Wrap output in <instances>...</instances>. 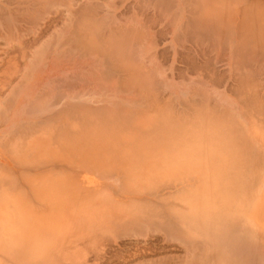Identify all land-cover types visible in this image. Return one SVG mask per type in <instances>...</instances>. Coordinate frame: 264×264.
Wrapping results in <instances>:
<instances>
[{"label": "bare ground", "instance_id": "bare-ground-1", "mask_svg": "<svg viewBox=\"0 0 264 264\" xmlns=\"http://www.w3.org/2000/svg\"><path fill=\"white\" fill-rule=\"evenodd\" d=\"M19 1L8 0L7 3L0 4L8 7L7 4L12 5L15 2L19 4L15 5L19 10V6H22ZM54 1L33 0L31 5L35 7L48 4L47 7L50 8L45 11L51 8L53 10L54 5L55 9L62 7L61 5L58 7V3H52ZM60 1L72 7L69 0ZM90 1L92 3L93 0ZM145 1H142L143 4ZM162 1L159 8L162 7L163 11L166 7L169 16L172 17H169L170 23L169 21L168 23L171 24V20H175L172 23L173 28L167 24L168 28H172L171 32L169 31L172 35L169 34L171 48L173 47L175 52L173 55H181V51L179 52L177 48L178 45L184 48L183 42L193 44L203 42L204 48L207 45V50L217 52L227 60L220 58L215 64L211 61L212 66L208 63L206 76H202L203 72L194 62L192 63L195 66L191 68V63L188 64L187 61V68L177 70L178 75L173 73L175 69L170 65L171 72L179 78L176 81L174 75L166 77L167 70L160 68V63L155 62L157 51L152 44H155V39L149 36L150 29L146 27L148 25L146 19L143 22L141 19V21L137 20V17L133 19L135 15L128 17L129 14L125 18L124 14V19L119 21L116 16L110 14L111 12H107L108 17L101 12L108 19L111 20L109 17L114 16L116 20L110 21L113 26L110 24L108 26L114 29H109L107 38L103 39L100 35L95 41L90 37L98 32L96 21L92 20L85 25L86 19L91 21L90 16L88 17L90 9L88 8V13L85 7L79 9L76 6L80 11L74 12L75 15L71 13L73 14L71 21H76L79 17L80 22L85 21V23L81 22L85 27L84 35L91 34L89 40L91 42L94 40L98 44L95 50L91 47L90 51L83 49L86 53L94 51L92 57L95 61L101 63L103 60L106 61L107 64L97 68L99 70L97 73L101 75L102 70L108 69V76L105 72L101 80V76L94 73L95 69L88 68L89 71L92 70L88 71L91 75L83 68L84 75L86 73L92 78L90 76L87 78L82 74L83 72L78 71L77 76L58 81L54 75L60 72L64 74L71 68L66 65L70 61L60 60V57L64 58L62 57L64 52L58 42H63L64 34L60 33L59 28L55 30H58L57 34L58 32L62 34V36L58 35L62 41L55 40L57 34H52L56 37L50 39H54L56 45L51 40L48 41L52 44L50 49L51 46L58 48L57 51L56 48L53 50L51 58H48V64L45 63L47 65L42 70V75L40 73L34 75V72L40 70L35 62L44 61V58L48 57L51 52L47 49L48 46L44 47L48 50L45 51L46 54L43 53L45 57H40L41 54L36 52L35 54L39 56L33 55L35 62H30L32 64L23 68L17 78L12 75H17L19 63L18 66L13 64L18 68V71L11 70L13 73L10 67H7L9 73H6L8 75L5 76L4 81L6 77L10 79L9 74L15 79L12 82L13 79L10 80V85L8 78L7 82L3 80L0 82L1 86L5 84L9 86V88L5 86L8 89L5 96L1 95L2 92L0 94L2 96L0 118L2 121L8 118V122L0 127V133L4 131L5 135V138L0 140V155L5 159L8 154L14 155L16 157L14 163L18 166L22 165L24 169L22 171H29V177L21 171L20 179L23 182L25 179L31 180L33 184L25 188L20 182L22 186L12 191L15 194L10 197L11 190L8 186L14 182L7 183L10 181L5 179V177L10 178L8 175L3 174L0 178V196L3 195L0 204V247H2L0 264H89L91 258L93 263L101 264L107 257L103 252L107 246L108 248L113 245L118 246L119 240L131 236L148 239L152 233L161 234L163 240L169 244L177 243L182 253L176 251L165 253L164 250L162 253L159 249L157 254L158 248L157 251H152L146 248L148 246L144 249L137 245L138 247L133 246L135 249L132 252L128 253L126 250L127 254L125 256L123 254L126 259L124 258L121 264H264V220L260 221L264 219V0ZM150 2H155L158 6L160 1L149 0L146 4L149 5ZM97 5L101 4L98 2ZM157 6L154 4L153 8ZM1 9L0 6L1 39L12 35L15 38L25 36V33L22 34L24 30L20 31L19 25H15L20 19H15V23L11 21L15 25L12 27L3 12L5 9ZM73 9L70 8V11ZM63 10L66 11L65 7ZM9 11L10 9L7 13ZM10 12L12 14L13 11ZM13 14L17 17L18 13L13 12ZM8 15L10 20L15 17ZM122 15L121 13L118 17L123 18ZM67 18L66 20L69 19ZM92 18H95V15ZM159 18L161 19V16ZM165 18L168 19L167 13ZM150 20L149 18L147 23L151 24ZM77 21L78 27L80 22ZM98 23L100 25L102 22ZM125 23L129 25L124 26ZM68 24L70 23H67V29L73 23L69 26ZM102 25V29H105L106 24L102 23ZM62 28L60 29L63 32H68ZM72 28L70 26V31H73ZM66 39H69V43L73 40L71 37ZM80 43L84 44V42ZM68 44L67 52L72 50L75 52L74 42L69 44L73 45L71 47ZM42 48L40 47L41 50L44 49ZM76 49L80 50L79 45ZM32 50L35 52V49ZM70 52L66 55H71ZM23 53L25 54V51ZM23 53L19 61H24ZM197 53H194L196 57ZM76 54L75 52L74 55ZM77 55L81 58L80 54ZM12 57L13 55L10 58L14 59L15 55ZM37 57L44 60H39ZM83 59L82 57L81 60ZM187 59L191 60V57ZM193 60L195 61V57ZM58 61L59 65H55ZM52 63L54 64L51 65ZM218 64H222V68L226 70L220 69ZM3 71L0 73L4 74ZM190 71L193 74L188 76ZM71 72L74 74V71ZM224 72H227L231 80L229 87L226 86L228 81L222 80V77L225 78ZM217 73H223V76L221 74L220 77ZM233 74L235 76L231 77ZM70 75L72 76L71 73ZM75 82H78V86H75ZM44 83L45 88H41ZM87 86L93 87L91 92H87L89 88ZM174 89H177L178 93L172 92ZM227 94L233 98L228 97ZM39 118L42 119L40 124L27 120ZM23 120L25 126L22 127L20 124ZM6 128L9 129L8 132H5ZM26 152L31 154L33 159L35 155L40 157V154L44 158L40 157V160L33 161L32 166L25 165L29 162L23 157ZM59 152L64 154L69 152L70 164H74L73 160H76L75 163L83 169L80 178H84L86 174L94 175L104 187L94 201L92 199L89 203H84L88 208L85 212L80 211L79 215L80 217L84 215L85 218L73 227L77 231L74 236L64 238L63 244L59 246H51L52 244L48 245V243L37 244L36 249L34 247L36 243L24 244V241L28 237L27 234L33 233V230L36 233L38 228L44 226L38 225L39 220L37 222L35 219H26L22 209L34 212L37 208L35 206L46 201L51 202L49 205L57 204L60 208L71 205L63 202L62 196L53 197L57 189L55 192L47 193L48 187H45L44 183L41 185L35 183V175L44 168L47 169L42 171L40 177L60 180L57 178L58 173L62 175L63 172L61 173L60 170L58 172L57 167L66 160L59 157ZM70 177L77 178L75 175ZM3 188H6V191ZM41 193L44 194L41 195L43 198L39 197ZM49 209L51 212V207ZM53 213L55 219L58 214ZM9 215L14 217L12 219L14 223H9L11 218ZM7 216L10 217L7 219L10 226L3 223ZM75 223L77 222L74 220L73 224ZM27 224L31 226L30 229L28 228L30 231L21 230Z\"/></svg>", "mask_w": 264, "mask_h": 264}, {"label": "rangeland", "instance_id": "rangeland-1", "mask_svg": "<svg viewBox=\"0 0 264 264\" xmlns=\"http://www.w3.org/2000/svg\"><path fill=\"white\" fill-rule=\"evenodd\" d=\"M1 1V0H0ZM8 1V0H7ZM7 1L6 0H2L0 3H3V4H5V3H7ZM11 1H16V0H11ZM24 1H25V3H24ZM28 1V2H27ZM54 1V0H53ZM68 1V0H67ZM88 1V2H87ZM90 0H74V2L76 3V5H75V3L73 2V0H69V2L71 3V5H72V7L69 5V3H68V5L69 6H67V4L65 3V2H63V1H60L59 0V2H58V0H56V1H54V2H52V3H55V4H57L58 3V7H59V5H61L62 7H59L58 9H57V7H56V9L54 8L55 7V5H54V7H53V10H52V8L51 9H49L48 11H45V10H47V8H50V7H47V6H49L48 4H41V5H39V6H33L32 7V2H33V0L32 1H30L29 2V0H20L19 2H21V5L22 6H19L20 7V11L23 13H21L19 10H18V8H17V6L19 5V4H17V3H15V2H13L12 3V5H8L7 4V6L9 7V9H10V11H13V12H17L18 14H17V17L13 14V12H12V14H11V12L9 11L8 13H7V11L9 10V9H6V8H8V7H6V5H3V4H0V6H1V8L2 9H5L3 12L5 13V15H6V17H8V19H9V24H12V27H14L16 24H17V26L19 25V27L21 28V30L20 31H22V29L25 31H22V34L23 33H25V34H23V35H25V36H22L21 35V38L19 37V38H15V36L14 35H12V36H8V37H6V38H3V39H1V37H0V71L2 72L3 70L5 71V73L3 74V73H0V74H2L1 76L3 77V75H4V77H3V79H2V77H0V82H2V80H3V82H7L8 80V82H10V80L11 79H13V80H11V82L12 81H14V79L15 78H17V76H19L20 75V73H21V71L23 70V68H25L27 65H30V64H32V63H30V62H35V58H34V54L37 52H39L38 54H41L40 55V57L42 56V58L43 57H45V55L43 56V53L44 54H46L47 52H45V51H48V50H50L51 52H50V54L48 55V57H45L44 59H42V58H38L39 60L40 59H42V60H44V61H39V62H35V64L36 65H39L38 67H39V69L40 70H37V68L38 67H36V70L38 71V72H34V75L37 73V74H39L40 73V75H42V70L45 68V65H47L48 64V62H49V59L51 58V54L53 53V50L55 49V51H57V48H58V46L57 47H53V46H51V49H50V45H52L50 42H48V41H52V43L53 44H55L54 43V39H55V35L57 34V32L56 31H60V33H62V34H64V36H62V34H60L59 32H58V34H57V37H56V39L55 40H59L60 38H59V36L61 35L62 36V38H63V42H64V46H65V48H64V46H63V42L61 43V42H58V43H60V46H62L60 49H62L63 51L62 52H64V53H62L63 55L65 54H68V52H70V51H68L67 52V50H68V47H67V44L69 43V39H66L67 37H71L73 40H71V42L69 43V44H71L72 42H74V44L73 45H75V46H73V45H71V46H73L74 47V49H75V52L77 53V54H80L81 55V58L83 57L84 59L83 60H81V58H80V56L79 55H77L76 54V56L74 55L75 54V52L72 50L71 52H70V54L71 55H66L67 57H65V55L63 56L62 54V57H64V58H62L61 59V57H60V60L61 61H66L67 60V62L68 61H70V62H68L66 65H68L69 67H71L73 70H71V68L70 69H68L67 71H65L64 72V74H63V72H60V73H58V74H55L54 75V77L59 81H61V80H64L65 78H69V77H73V76H77L76 74H77V72L79 71V73L81 72H83V68H84V71H89V69H95V70H93V71H95L94 73H96V74H98L97 73V71H99L98 69V67H100V65L101 66H104L105 64H107L106 63V61L105 60H103V62L101 63L100 61L98 62V60H96L95 61V59H94V57H92V56H94L93 55V52L94 51H92L91 53L90 52H88V53H86V51H84V49L83 48H85V50H88V51H90V49L92 48L93 50H95L94 48H97V43L95 42L98 38H99V36L101 35L102 36V38L103 39H106L107 38V34H109V29L111 28L110 26H113V25H111L112 23L111 22H114V20H116V18L114 17V16H116L118 19L117 20H119V21H121L122 19H124V16H125V18L128 16V14H129V16L128 17H133L134 15H135V17H133V19L135 18L136 19V17L138 18L137 20H143V22H145V19H146V27L148 28V29H150V32H149V36H152L153 37V39H155L154 41H155V44L154 43H152L153 45H155L154 47L156 48V51H157V55H156V52H155V50L153 51V55H154V52H155V56H157V58H155V62H158V64L160 63V68L162 67V69H165V70H167V72H166V77H170V76H173L174 74L176 75V73H177V75H178V72H177V70H184L185 69V67L188 65V64H193L192 62H194L195 63V65H197V66H199V68H200V70L203 72L202 74V76H206V74H207V70H206V65L209 63L211 66L213 65L212 63H211V61H213V63L215 64V62H217L218 60H220V58H222V56H220L219 55V53H217V52H214V51H212V52H210L209 50H207L208 48H207V45L205 46L206 48H204L203 47V42H197L196 44H193L192 42H190V43H188V42H183L182 43V46L184 47V48H182V47H180L179 45H178V51L180 52L181 51V55L179 56V55H173V54H175V52H174V48L172 47L171 48V29L173 28V26L172 25H174V24H172L173 23V21H175V20H171V24H169L170 23V21H169V17L170 18H172L171 16H169V12L167 11V8L165 7V8H163V11H162V7L161 8H159L160 6V3H161V1L162 0H158V1H160V2H158L159 4H158V6H157V4L154 2V3H149V5L148 4H146V2H149V0H146L145 1V4H146V6H145V4H143V2H144V0H93L92 1V3H90L89 2ZM143 1V2H142ZM156 2H157V0H155ZM18 2V3H19ZM73 2V3H72ZM98 2H99V4H101L100 6H98L97 4H98ZM141 2V3H140ZM163 2V1H162ZM51 3V5H53ZM65 5H64V4ZM87 3V4H86ZM91 4V5H93V4H95L94 6H92L91 7V5L89 6L88 4ZM82 4V5H81ZM84 4H85V6H84ZM154 4L157 6V8L158 9H160L159 11L157 10V8L155 7V8H153V6H154ZM165 4V3H164ZM15 5H17V6H15ZM31 5V6H30ZM43 5H46V6H43ZM50 5V6H51ZM79 5H81V6H79ZM121 5V6H120ZM129 7H128V6ZM142 5V6H141ZM6 8H5V7ZM65 7V10L67 11V12H69L68 14H67V12L65 11L64 12V7ZM76 6H78L79 7V9H83L84 7L86 8V10H87V12H88V8L90 9V15L88 14V17L90 16V18H89V20H91V21H87V19H86V23H85V21H81V22H83V23H85V25L87 24V22H92V20H94V21H96V24H97V29L98 30H96V31H98V32H96L95 34H93L90 38L91 39H95V41L94 40H92V42H93V44H91L92 42H91V40H89V36L91 35V34H85L84 35V31L85 30H83V28L85 29V27H83L84 26V24L83 23H81L80 21H79V18H77V20L80 22V24L78 23V27H77V24H76V21L74 20V19H76V18H74L73 20L74 21H71V18H73L72 16H73V14H71V13H74V12H79L80 10H78V8L76 7ZM83 6V7H82ZM107 6V7H106ZM110 6V7H109ZM116 8H115V7ZM141 6V7H140ZM144 6H145V8H144ZM150 6V7H149ZM12 7V8H11ZM22 7V8H21ZM26 7V8H25ZM40 7H42V8H40ZM81 7V8H80ZM98 8V9H95V8ZM103 7V8H102ZM119 7V8H118ZM138 7V8H137ZM25 8V9H24ZM29 8V9H28ZM67 8V9H66ZM69 8V9H68ZM70 8L71 9H73V10H71L70 11ZM75 8H77V9H75ZM112 8H114V9H112ZM140 8H142V9H140ZM1 9V10H2ZM21 9H23V10H21ZM31 9V10H30ZM34 9V10H33ZM156 9V10H155ZM165 9V10H164ZM16 10V11H15ZM18 10V11H17ZM26 12H25V11ZM30 10V11H29ZM33 10V11H32ZM35 10L38 12H35ZM55 10H56V12H55ZM62 10V11H61ZM95 10H96V12H95ZM104 10V11H103ZM130 10V11H129ZM140 10V11H139ZM142 10V11H141ZM31 11L33 12V13H31ZM41 11V12H40ZM106 11V12H105ZM145 11V12H144ZM155 11V12H154ZM20 12V13H19ZM35 12V13H34ZM99 12V13H98ZM101 12H103V13H105L106 15H107V17L109 16L108 15V13H110L111 15H114L113 17H109V18H111V20L110 19H108L106 16H105V14H102ZM108 12V13H107ZM124 12V13H123ZM160 12V13H159ZM165 12V14H163V13ZM65 13L67 14V15H65ZM113 13V14H112ZM121 13L123 14L121 17H123V18H120V17H118V16H120L121 15ZM140 13V15H138ZM166 13H167V15H168V19L167 18H165V16H166ZM8 14H10V15H12V16H15V17H12L11 18V20H10V18H9V15ZM29 15V16H27V15ZM30 14H32L31 16H30ZM35 14V15H34ZM45 14V15H44ZM62 16H61V15ZM70 14H71V17H70ZM95 15V18H92V16H94ZM118 14V15H117ZM125 14V15H124ZM8 15V16H7ZM65 15V16H64ZM74 15H75V13H74ZM105 16V17H103V18H101L102 16ZM110 15V16H111ZM42 16H43V18H42ZM70 18H69V17ZM141 16V17H140ZM158 16V17H157ZM161 16V19L159 18ZM37 17V18H36ZM63 17H65V18H63ZM69 19H68V18ZM74 17H76V16H74ZM87 17V16H86ZM87 17V18H88ZM151 19L150 20V23L151 24H149V22L147 23V21L149 20V18ZM154 17V18H153ZM20 19L19 21H18V23L16 22H14V20L15 19ZM28 20H26V19ZM42 18V19H41ZM66 18L68 19V20H66ZM97 18V19H96ZM114 18V19H113ZM143 18V19H142ZM34 21V22H32V20ZM39 19V20H38ZM148 19V20H147ZM154 19H155V21H154ZM163 19V20H162ZM165 19H167V21L165 20ZM21 20H23V21H21ZM29 20H30V22H29ZM80 20H81V18H80ZM84 20H85V18H84ZM98 20V21H97ZM102 20V21H101ZM105 20H109V21H105ZM113 20V21H112ZM140 20V21H141ZM11 21H13L14 23H15V25L13 24V22H11ZM21 21V22H20ZM41 21V22H40ZM71 21V22H70ZM77 21V22H78ZM111 21V22H110ZM161 21V22H160ZM168 21H169V23H168ZM36 22L38 23V24H36ZM66 22V23H65ZM98 22H102L103 24L105 23L106 24V27H105V29H102L103 28V25H102V23L99 25V23ZM159 22V23H158ZM167 22V23H166ZM27 23V24H26ZM35 23V24H34ZM61 23H63V24H65V25H63V24H61ZM67 23H70V24H75V26L72 24V25H70V24H68V26L70 25L71 26V28H72V26H73V28H72V30L73 31H70L71 29H70V26H69V29H67L68 27L66 26L67 25ZM111 23V24H110ZM28 24H30V25H28ZM53 24V25H52ZM110 24V26H108ZM167 24H169V26L170 27H172L171 29H170V27L168 28L167 27ZM59 25V26H58ZM128 26L129 24H126L125 23V25L124 26ZM155 25V26H154ZM159 27H158V26ZM163 27H162V26ZM64 26H66V28H64V30L66 31V30H68V32L70 31L71 32V36H69L70 35V32L68 33L67 31H66V33L65 32H63V30H61L60 28H62V27ZM102 26V27H101ZM123 26V27H124ZM56 27V28H55ZM77 27V28H76ZM81 27H82V29H81ZM153 29H152V28ZM38 28V29H37ZM47 28V29H46ZM59 28V29H58ZM62 28V29H63ZM75 28V29H74ZM79 28V29H78ZM101 28V29H100ZM29 29V30H28ZM55 29H58V30H55ZM77 29V30H76ZM108 29V30H107ZM111 29H114L113 27L111 28ZM110 29V30H111ZM152 29V30H151ZM49 30V31H48ZM54 30H55V32H54ZM78 30H80V32H82V34L78 31ZM106 30V31H105ZM162 30V31H161ZM78 31V32H77ZM103 33V34H101V32ZM103 31H105V32H103ZM170 31V32H169ZM53 32V33H52ZM72 32H73V36H72ZM156 33V35H155V33ZM163 34H162V33ZM29 33V34H28ZM31 33H32V35H31ZM75 33V34H74ZM80 33V34H79ZM100 33V34H99ZM171 35H170V34ZM52 34H55V35H52ZM60 34V35H59ZM67 34H68V36H67ZM76 34H78V36H76ZM97 34V35H96ZM105 34V35H104ZM151 34V35H150ZM52 35V36H51ZM59 35V36H58ZM67 37H66V36ZM95 35V36H94ZM153 35H155V36H153ZM76 36V37H75ZM82 36H84L85 38L83 39V37ZM159 36V37H158ZM12 39H11V38ZM54 38V39H50V38ZM74 37V38H73ZM79 37H81V38H79ZM86 37H87V40H86ZM105 37V38H104ZM146 37H147V35H145V42H147V39H146ZM65 38V39H64ZM21 39V40H20ZM41 39V40H40ZM78 39H79V41H78ZM81 39V40H80ZM84 41H83V40ZM10 40V41H9ZM16 40H18L17 42H16ZM47 40V41H46ZM57 40V41H58ZM68 42H67V41ZM89 40V41H88ZM156 40H157V42H156ZM13 43H12V42ZM59 41H62V39H60ZM86 41H87V43H86ZM148 41H149V39H148ZM17 43V44H15V43ZM38 42V43H37ZM44 42H46V43H44ZM65 42H67V44L65 43ZM75 42H78V43H75ZM80 42H84V44L82 43H80ZM95 42V43H94ZM151 42H153V40L151 41ZM32 43V44H31ZM44 43V44H43ZM86 43V44H85ZM173 43V42H172ZM191 43H192V45H191ZM199 43V44H198ZM48 44V45H47ZM68 44V45H69ZM90 44V45H89ZM205 44V43H204ZM35 45V46H34ZM37 45V46H36ZM46 45V46H45ZM56 45V44H55ZM59 45V44H58ZM77 45H79V48H80V50H78V49H76L77 48ZM85 45H87V47L85 46ZM94 45V47H92V46ZM96 45V46H95ZM157 45V46H156ZM194 45H195V47H194ZM8 46V47H7ZM12 46V47H11ZM48 46V50L47 49H45L44 47H47ZM70 46V45H69ZM70 46V47H71ZM85 46V47H84ZM198 46V48H199V50H198V48H196ZM15 47V48H14ZM40 47H43L42 49L44 50V52H43V50H41L40 49ZM52 47H53V49H52ZM91 47V48H90ZM186 47H187V49H186ZM189 47V48H188ZM8 48V49H7ZM14 48V49H13ZM20 48V49H19ZM22 48V49H21ZM64 48V49H63ZM90 48V49H89ZM164 48V51H162V49ZM166 48V49H165ZM190 48H192L191 49V51L189 50ZM197 50H196V49ZM32 49H35V52H34V50H32ZM40 49V51H37V50H39ZM69 49H71V48H69ZM73 49V48H72ZM91 49V50H92ZM205 49V50H204ZM4 50V51H3ZM16 50H18V51H16ZM66 50V51H65ZM166 50H167V52H166ZM183 50H185V51H183ZM196 50V51H195ZM204 50V51H203ZM25 51V54L23 53V52ZM77 51H79L80 53H78ZM203 51V52H202ZM17 52V53H16ZM33 52V53H32ZM41 52V53H40ZM183 52V53H182ZM190 52V53H189ZM193 52V53H192ZM196 52H198L197 53V57L195 56V54L194 53H196ZM203 53V54H201V53ZM6 53H8L7 55H6ZM12 53V54H11ZM22 53L24 54V56L26 57V59H25V57H23V60L24 61H19V60H21L22 58H21V56H23L22 55ZM73 53V54H72ZM83 53V54H82ZM90 53V54H89ZM191 53H192V55H191ZM200 53V54H199ZM5 56H4V55ZM86 54V55H85ZM183 54V55H182ZM184 54H185V56H184ZM13 55V57H14V55H15V57H14V59H11L10 57ZM32 55V56H31ZM35 55H37V54H35ZM83 55V56H82ZM85 55V56H84ZM152 55V56H153ZM187 55L189 56V57H187ZM4 56V57H3ZM9 56V57H8ZM37 56H39V55H37ZM59 56H60V54H59ZM78 56V57H77ZM89 57V60H88V57ZM178 58H177V57ZM183 56V57H182ZM2 57V58H1ZM12 57V58H13ZM32 57V58H31ZM50 57V58H49ZM71 57H72V59H71ZM76 57V58H75ZM85 57H87V58H85ZM92 59H91V58ZM191 57V60H189V59H187V58H190ZM194 57H195V61L193 60L194 59ZM8 58V59H7ZM27 58H28V60H27ZM48 59V61H46L47 59ZM79 58H80V60H79ZM185 58L187 59V60H185ZM17 59V60H16ZM30 59H31V61H30ZM34 59V60H33ZM63 59H65V60H63ZM74 59V60H73ZM75 59H77V60H75ZM91 59V60H90ZM180 59V60H179ZM181 59H183L184 61H186V62H184L183 60H181ZM198 59V60H197ZM222 59H226L227 60V58H222ZM6 60H9L8 62H6ZM12 60V61H11ZM13 60H14V62H13ZM73 60V61H72ZM84 60H85V62H84ZM94 61V63H93V61ZM158 60V61H157ZM160 60V61H159ZM2 61V62H1ZM11 61V62H10ZM15 61H16V63H15ZM51 61V60H50ZM75 61V62H74ZM78 61V63H76ZM187 61L189 62L187 65H186V63H187ZM191 61V62H190ZM13 62V63H12ZM23 62V63H22ZM25 62H26V64H25ZM80 62V63H79ZM98 64H97V63ZM179 62V63H178ZM198 64H197V63ZM8 63H10L9 65H8ZM18 63H19V66H18ZM28 63V64H27ZM37 63H39V64H37ZM45 63H47V64H45ZM59 61L58 62H55V65L57 64V65H59ZM66 63V62H65ZM86 63V64H85ZM100 63V64H99ZM225 63H226V61H225ZM16 64L17 66H18V68H19V71H18V68H16V67H14V65ZM23 64H25V66L23 65ZM54 63H52L51 65H53ZM70 64V65H69ZM73 64V65H72ZM76 64H78V65H76ZM103 64V65H102ZM156 64V63H155ZM166 66H165V65ZM183 64V65H182ZM190 64V66H191V68H192V66H195L194 64L193 65H191ZM61 65V64H60ZM75 65V66H74ZM99 65V66H98ZM173 65V67L172 68H174L175 69V72H171V66ZM222 64H218V66L220 67V69H223L222 68V66H221ZM80 66V67H79ZM158 66V65H157ZM176 66H177V68H176ZM7 67H10V71L12 70H15V71H18V72H16L17 73V75L15 76V75H12V76H14L15 78H12V76L9 74V77H10V79L8 78V77H6V80L4 81V78H5V76H7L6 75V73L8 72L9 73V69L7 68ZM12 67H14V68H12ZM6 70H5V69ZM12 68V69H11ZM16 68V69H15ZM85 68L86 69H88V70H85ZM98 68V69H97ZM167 68V69H166ZM187 68V67H186ZM224 68H226V67H224ZM97 69V70H96ZM105 69H107V68H105ZM170 69V70H169ZM223 70H226V69H223ZM3 71V72H4ZM11 71V72H12ZM14 71V72H15ZM40 71V72H39ZM71 71H74V74L71 72ZM76 71V72H75ZM90 71H92V70H90ZM89 71V72H90ZM88 72V73H89ZM105 72H106V74H107V72L109 73V70L107 69V71H105V70H102V74L100 75V74H98L97 76H99L100 77V79L102 80L103 79V75L105 74ZM171 72V73H170ZM191 72V71H190ZM13 73V72H12ZM19 73V74H18ZM66 73H68L67 74V76H66ZM70 73L72 74V76L70 75ZM79 73H78V76H79ZM93 73V72H92ZM93 73V74H94ZM170 73V74H169ZM187 74H188V72H186ZM227 72H224V76H225V78L224 77H222L223 76V73H217V75L219 74L220 75V77H222V80L224 81V79H225V81H228L227 82V84H226V86L227 87H229L230 85H231V80H230V78L227 76V74H226ZM83 75H84V72L82 73ZM82 74H80V75H82ZM89 74H91V73H89ZM190 74H193V72H191V73H189L188 74V76H190ZM221 74H222V76H221ZM61 75H62V78H61ZM69 75V76H68ZM92 75V74H91ZM95 75V74H94ZM174 75V80H176L175 78H177V80L176 81H178V76H175ZM212 75V74H211ZM216 75V76H217ZM84 76H86L87 78L90 76V75H86V73H85V75ZM96 76V75H95ZM105 76V75H104ZM106 76H108V74L106 75ZM234 77L235 75L233 74V75H231V77ZM53 77V79H55ZM81 77V76H80ZM94 77V76H93ZM217 77H219V76H217ZM7 78H8V80H7ZM60 78V79H59ZM81 78H83V77H81ZM90 78H92L91 76H90ZM55 79V80H56ZM83 79H86V78H83ZM219 79V78H218ZM232 80H233V78H231ZM224 81V82H225ZM11 82L10 83H8L9 85L11 84ZM75 84V86H78V82H75L74 83ZM43 85V84H42ZM41 85V88H45V83H44V86H42ZM90 85V84H89ZM5 86L7 87V88H9V86L7 85V84H5ZM5 86H1V83H0V88L2 89V91L0 90V94H1V92H2V96H3V94H4V96L6 95V93H7V91L6 90H8ZM90 86H93V84H91ZM90 86H87V87H89L88 89H87V92H91V90L93 89V87H91L90 88ZM95 87V86H94ZM175 87V86H174ZM4 88H6L5 89V91H4ZM176 88V87H175ZM4 92V93H3ZM172 92H176V93H178V91H177V89H174V90H172ZM0 95V97H2ZM227 96L229 97L230 95L229 94H227ZM230 97H232V96H230ZM233 98V97H232ZM92 105H93V103H92ZM41 118V117H40ZM40 118L39 119H27L28 121H32L33 123L35 122H38L39 124L41 123L40 121L42 120H40ZM44 119V118H43ZM6 120V121H5ZM2 120H1V118H0V122H1ZM5 123H4V122ZM3 121H2V123H0V127L1 126H4L7 122H8V118L7 119H3ZM24 122V120L22 121V123ZM21 123V124H22ZM20 124V126H25V124L23 123L22 125ZM6 127V126H5ZM9 131V129L8 128H6L5 129V132H8ZM12 131V130H11ZM5 138V135H4V131H1V133H0V140H3L4 138ZM34 141V140H33ZM0 146H1V144H0ZM59 154V157H63L65 160H66V162H63V164L62 165H60V166H58L57 167V171L59 172V170H60V172L62 173V175L60 174V173H58L59 174V177H57V178H60V180H52V178H47V179H45V178H43L42 176L40 177V175H42V173L47 169V168H44V169H42V170H39L38 172H37V174L35 175L36 176V181H35V183L36 184H38V185H41V184H45V187H48V191H47V193L49 192V193H52V192H55V190L57 189V192H56V195H54L53 197H55V198H57V197H60V196H62V199H63V202L65 201V203H68V204H71L70 205V207H63V208H60V206H57V204H51V205H49L51 202H49V201H46V202H44V203H39L40 205L39 206H35V207H37L36 208V211H26V210H24L23 211V209H22V214L24 215V217L26 218V219H35L37 222H38V220H39V222H38V225H40V226H44V228H42V227H40V228H38V231L36 232V233H34V230H33V233L31 232V233H29V234H27V239H25V241H24V244H28L29 242H32L33 244L34 243H36V245L34 246V247H36V249H37V244H39V245H46V243H48V245H50V244H52L51 246H59V244H63V241H64V238H69V236H74L75 234H76V232L77 231H75L74 229H73V227L74 226H76V224H79V222L82 220V219H84L85 218V216L83 215V216H81L80 217V211H82V212H85V210H87V208H88V205H85L84 203H89L90 201H92V199H93V201L96 199V197L98 196V194H100V192H101V190L103 189V184L98 180V178L97 177H95L94 175H90V174H86L87 176H85L84 178H80L81 177V173H82V171H83V169L80 167V165L78 164V163H75V161L76 160H73L74 161V164H70V161H71V159L69 158V152H67L66 154H64L63 152H59L58 153ZM58 154H57V156H58ZM9 156H5L6 157V159L5 158H3L1 155H0V178L2 177V175L4 174V176L6 175H8L10 178H6L5 177V179H7V181H9V182H7V181H5V182H7V183H10V182H14V183H10L11 184V186L9 185H7L8 186V189L9 190H11V194H9V196L11 195L12 196V194H15V192H12V191H14V190H16V189H20V187L22 186L21 185V183L23 184V185H25V188H28V186L32 183L31 182V180H28V179H25L24 180V182H23V180L22 179H20V176L19 175H21L22 174V172H24V171H22V170H24V169H22V165H16L14 162H15V159H16V157L14 156V155H12V154H8ZM18 155V154H17ZM27 155H30V157H26ZM19 156H22V155H19ZM25 159H27L29 162L28 163H26L25 165H29V166H32L33 164H34V162H36L37 160H40L41 158L40 157H43L44 158V156H42V154H40V157H37L36 155H35V157H34V159L32 158V156H31V154H29V153H25V155L23 156ZM23 160H21V162H22ZM34 161V162H33ZM123 163H122V161H121V165H122ZM53 166V165H52ZM51 167V166H50ZM8 168H10V169H8ZM13 168H16V169H13ZM71 168H72V173H71ZM78 168V169H77ZM19 169H20V172H19ZM70 169V170H69ZM74 169V170H73ZM22 171V172H21ZM43 171V172H42ZM81 171V172H80ZM29 172V171H28ZM28 172H24V174H25V176L26 177H29V174H28ZM28 174V175H27ZM12 175V176H11ZM70 175H75L77 178H75V179H71V177H70ZM2 181H3V179H1ZM20 180V181H19ZM21 182V183H20ZM25 183V184H24ZM33 184V183H32ZM3 190L4 191H6V188L4 189L3 188ZM0 193H1V191H0ZM10 193V192H9ZM6 195V194H5ZM5 195H4V197H5ZM40 196V198H43V196H41V195H44L43 193H41V194H39ZM7 196V195H6ZM10 196V197H11ZM80 197H83L82 199L80 198ZM2 199H3V195L1 194V196H0V204L2 203ZM82 203V204H81ZM42 205H44V207L42 206ZM81 205H82V207H81ZM42 206V207H41ZM48 206H50L51 207V209H52V211L50 212L49 210V208L50 207H48ZM55 206H57L56 208H55ZM22 207V206H21ZM40 207V208H39ZM39 208V209H38ZM53 212H56V214H58L56 217H55V219H54V213ZM75 215V216H74ZM10 216V215H9ZM9 216H7V217H5L4 219H9L10 217ZM263 217V216H262ZM14 217H11L10 219H9V223H14L13 222V219ZM264 218V217H263ZM6 220H4L3 221V223H4V225H6V226H10V224L8 223V220L6 221ZM46 220H47V222H46ZM76 221L77 223H75V224H73V221ZM264 219H260V221H263ZM6 221V222H5ZM28 228L30 229L31 228V226H29L28 224L25 226V227H22V229L21 230H23V231H25V232H28V231H30V230H28ZM78 230V229H77ZM79 230H82L81 228H79ZM6 234V233H5ZM23 235H26V234H23ZM12 236H13V232H12ZM60 236H62V237H60ZM111 236V235H110ZM112 237V236H111ZM132 237V236H131ZM127 237L126 239L125 238H123V239H121V240H119L120 242H119V244H118V246H115V245H113V246H111V243H110V248H112V249H110V248H108V246H107V248L106 247H104V249L106 248V249H110V250H104L103 252H104V254H105V256H107L106 258H104L105 260L103 261V263H101V264H107V263H109V264H118V263H122L123 262V259L125 258L126 259V257H124L126 254H127V251L126 250H128V253H129V251H134V247L135 246H139V247H142V248H144V249H146V248H150V249H152V251H154V250H156L157 251V248H158V251H157V254H159V249H160V251L162 250V253H167V251L168 252H178V253H182V250H181V247L179 246V245H177V243H174V242H171L170 244L169 243H167V242H165L164 240H163V238H162V235L161 234H159V233H152L151 234V237H148V239L147 238H141L140 236L139 237ZM141 238V239H140ZM111 239V238H110ZM112 240H113V237H112ZM112 240H110V242H112ZM123 240V241H122ZM11 241H13V239L11 240ZM152 241V242H151ZM149 242V243H148ZM131 243V244H130ZM151 243V244H150ZM134 244V245H133ZM147 244V245H146ZM153 244H154V246H153ZM133 247V249H132V247ZM143 245H145L144 247H143ZM137 246V247H138ZM146 246H148V247H146ZM179 246V247H178ZM127 247V248H126ZM146 247V248H145ZM152 247V248H151ZM162 247H163V249H162ZM165 248H168V249H165ZM0 249H2V247H0ZM34 249V248H33ZM44 249V248H43ZM116 249H118V250H116ZM176 249V250H175ZM163 250H164V252H163ZM106 251H108V252H106ZM39 252H41V251H39ZM123 252V253H122ZM125 252V253H124ZM34 253H35V250H34ZM44 253V252H43ZM113 253H114V255H113ZM161 253V252H160ZM123 254H124V256H123ZM153 254H155V253H153ZM122 256V257H121ZM89 258H90V256H89ZM122 261V262H121ZM111 262V263H110ZM95 263V262H94ZM93 263V261H92V258L91 259H89V264H94ZM96 264V263H95ZM97 264H100L99 262L97 263Z\"/></svg>", "mask_w": 264, "mask_h": 264}]
</instances>
